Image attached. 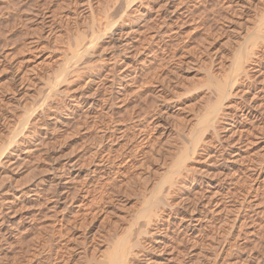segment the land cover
Here are the masks:
<instances>
[{"label":"rangeland","instance_id":"rangeland-1","mask_svg":"<svg viewBox=\"0 0 264 264\" xmlns=\"http://www.w3.org/2000/svg\"><path fill=\"white\" fill-rule=\"evenodd\" d=\"M75 1L82 2L0 0V197L6 198L7 201L1 212L5 222L3 227L5 229L9 224L11 229L7 230L13 235L6 239L0 236V264H16V259L20 260L18 264H32L35 260L37 264H92L96 261V256L102 252L107 253L110 250H107V246H111L118 236L128 232L129 227L135 232L140 223L145 227L140 226L142 229L150 230L151 227L145 226L144 221L152 217V223L156 219L152 214H147L148 217L150 215L149 219L146 217L143 220L145 201L152 200L158 187L162 183L165 184L164 180L170 175V166L181 152L179 149L182 150L183 144H187L191 138L188 132L199 129L200 124L197 122L200 116L206 113L207 106L215 102V91L210 89L213 86L206 84L209 91L213 90L211 92L205 87L208 72L216 77L231 74L235 65L234 57L240 55L239 52L245 56V46L252 51L249 52L247 60L250 59L251 62V59H255L252 55L254 52L260 53V61L264 59V39L255 37L257 32L264 36V0H181L178 9L169 14L165 23L159 27V32L163 33L164 37L168 36V42L165 49L158 51L154 56L153 74L150 70L137 77L127 87L129 95L126 94L121 103L113 99L110 102L112 110L107 113L96 107L92 110L96 111V117L80 118L79 122L76 119H66L65 117L69 116H65L63 121L70 123L65 128L61 127L56 141L51 143V149L28 156V159L21 160L18 166H7L3 161L6 160L8 152L2 149L8 143L13 128H19L18 135L21 133L20 137L25 139L29 134L37 135L42 132L43 125L51 128L55 126L58 122L53 120L52 115L56 110L65 115L66 106L70 103L67 95L83 89V83L93 74L92 71L97 69V65H102V61L97 60V52L91 57L81 58L76 64H79L78 67L82 65L80 76L58 85L57 89H63L64 93L61 91L47 97L48 85L54 80L57 68L63 63L62 59H66L70 54L71 43L74 41L72 37L79 33L78 25L81 24L76 25L77 21L80 23L85 13L91 11L90 8L95 6L96 0H83L85 5L80 8ZM104 1L114 14L120 12L126 4L125 0H117L116 3L115 0H102V5H105ZM165 2L166 0H148L151 20L144 24H154L155 8ZM136 5L137 2L131 7ZM95 29H99L101 34L106 33L98 26ZM146 38L147 36L144 41L149 40ZM106 40L107 38H104V41ZM152 40L154 43L156 39ZM109 49L106 48L107 51H103L102 55L109 56ZM83 61L91 64H83ZM105 61L106 59L104 64ZM126 61L132 62L131 57ZM88 66L93 68L91 72ZM249 74H252L251 69ZM238 78L240 76L236 81L231 78V99L228 97L223 101L222 106H225L221 107V113L218 112L215 116L218 119L215 126L219 128V134L223 132L222 126L228 124L232 114L238 110L241 99L248 93V87L257 85L251 78L245 79L247 83L240 79L238 81ZM98 84V96L104 91L105 94L112 92L106 84ZM208 92L210 94L207 95ZM113 94L117 95L114 90ZM230 102L232 107L228 105ZM82 109H85V106ZM26 110H32V114L39 113L42 118L35 123L29 121L30 124L26 125L30 128L25 127L22 132H26L22 133L20 122L23 117L19 118ZM246 121L248 120L242 119L241 125H247ZM253 123L255 122L253 121L252 125ZM259 128L258 125L254 126L249 134L254 141L248 147L250 150L245 151V157L238 158L235 162L230 160L232 154H224L225 160L216 157L220 159L219 165L226 167L232 164L234 168L240 169V178L236 177L238 180L234 179L232 181L235 182H232L230 177L225 176L222 179V190L214 195V189H205L202 192L204 196L197 198V205L201 207L208 198L222 200L220 206L213 201V206L209 208L218 209V213L214 215L226 221L221 222L220 227L213 221V224L203 228L200 233L202 235H198L201 237L200 241L178 243V249L187 250L180 257L183 260L181 263L191 257L193 264H264V128ZM207 130L201 137L205 136L203 140H209L202 143L200 137L201 143L213 147L216 141L210 133L211 130ZM108 134H112L111 137L107 138ZM3 141L4 145L1 144ZM99 145L101 152L93 158L92 155ZM238 145L240 143H234L231 150ZM10 149L14 156L16 148ZM201 152L196 155V162L191 161L194 166L202 161L201 157L205 152ZM107 156L110 158L109 162L107 161L109 164L105 161L104 165L107 163V167L112 168L111 171L102 173L101 176L93 174L91 170L101 166V160H105ZM72 161L78 168L62 173L59 168ZM249 162L256 164L253 171L247 169ZM53 167H59V170H54ZM25 168L32 170L27 174L28 170L25 171ZM218 168L215 167V171ZM234 168H231V172ZM216 177L217 174L214 178ZM208 179L205 177V180ZM59 181L62 185L58 184V189H55L51 183ZM84 181L86 183L77 192V198L63 208L66 192L72 191L75 184ZM203 187L209 188L208 185ZM35 194H38V200L34 199ZM249 204L252 206L249 207ZM21 215H24V218L18 220ZM173 216H170L171 220ZM132 223L133 227L130 226ZM2 230L3 228H0V234ZM148 236L145 234L146 238ZM195 248L198 249L194 251ZM192 252H196L197 258L200 259H195L191 255ZM172 264L180 263L175 260Z\"/></svg>","mask_w":264,"mask_h":264},{"label":"bare ground","instance_id":"bare-ground-1","mask_svg":"<svg viewBox=\"0 0 264 264\" xmlns=\"http://www.w3.org/2000/svg\"><path fill=\"white\" fill-rule=\"evenodd\" d=\"M116 1L117 0H115V3H116ZM118 1H120V0H118ZM125 2H126V4L124 5V8L122 9V7H121L122 10H120V12L114 14L115 13L114 8H113L114 13H112V10L110 9L109 6H107L108 4H106L107 2L105 3V1H104L105 5H102V3H103L102 0H101V2L99 0H96L95 6L90 8L91 11L88 10V12L90 13V16H89V13L87 12L88 14L85 13V15H84V17L80 23H78V21H77L76 25L81 24V26L78 25L79 26L78 27L79 33L77 32L78 33L77 36H76V34L74 35V33H73L74 36L72 38L74 39V41H73V43H71L72 47L70 48L71 49L70 54L68 55V57L66 59H64V60L62 59L63 63L60 62L61 65L57 68L56 73L53 76L54 80H52V82L49 83V85H48L47 97L48 96L51 97V95H55L58 92L63 91V89L61 91H60V89L59 90L57 89L58 85H60L64 82L67 83V82H69V80H71L73 78H77L80 76L79 71L81 70L80 68H82L81 67L82 65H80V67H78L79 64L78 65H76V64L78 63V61H80L81 58H83V57L86 58L88 56L91 57L93 54H95V52H97L98 55H96V56H98V58L97 57L96 58L98 61H102V62H100V64H102V65H100V66L97 65V69L95 71H92L93 70V68L91 67L92 65L88 66L89 67L88 70L90 72L92 71L93 74L89 75V77H88L89 79L87 81H85V82L83 81L84 82L83 83V89H81L79 91L76 90L77 92L67 95L70 103H68V105L66 106L65 110L67 112L64 111L65 115L60 113L59 111H57L55 109L56 111L52 115V118L54 121L58 122L57 123V124H59L58 126L56 124L55 126H53L51 128V127L43 125L42 126V132L37 133V135L29 134V137L25 138V139L20 137L21 133H19V135H18V132L20 130L19 131H17V130L19 128L18 129L15 128L16 130L13 128V131L11 132L12 134L10 133L11 135L9 136L8 143L5 144V146L2 149L3 151L6 150L8 152L6 160L3 161V163L5 162L7 164V166H9V165L18 166L21 163V160L26 161L28 159L27 158L28 156H32V155L35 156V155H38L42 152H47L48 149H51L50 148L51 143L56 141L57 136H58L57 133L59 132L60 129H62L61 127L65 128V126L68 123H70V122L66 123L63 121L65 116H69V117H65L66 119H76L79 122L80 118L85 119L86 117H93V118L96 117V114H97L96 111H94V112L92 111L96 107L99 108L100 111H104L107 113L109 110H112L110 108V106H111L110 102L113 99H117V101H119V103H121L125 99L124 98L125 95L128 94L127 92H129V90H127V87L132 82H134L137 77H139L141 74L144 75L146 72H148L150 70H151V73L153 74L152 70L154 69L153 68L154 66H152V62H153L154 56H156L155 54L158 51H163L165 49V46H167V42H168V36L164 37V35H162L163 33L161 34L159 32V27L163 23H165L164 21H165V19H167L169 14H172L176 9H178L177 7H179V5L181 4V0H166V2L164 4L163 3L159 4L155 8V13H154L155 17H153V18H155V20H154V24L150 25L151 27L148 24H144L145 22L147 23V21L150 19L148 0H125ZM136 2H137V5L134 8H132L131 6L136 4ZM76 4H78L79 8H80V7H83L85 5V2H83V0H82V2L81 1L76 2ZM32 5H33V3H32ZM61 6H63V5H61ZM128 7H129V9H127ZM29 8H27V9H29ZM116 8L117 7H115V9ZM152 8H154V7H152ZM82 10H83V8H82ZM29 15H27V16L29 17ZM28 17H27V19H28ZM31 17H33V16H31ZM96 26H98L100 29L102 28V30H105L106 33L104 32V34H101L99 29L98 30L95 29ZM151 29H152V31H150ZM137 31L140 33L142 32L141 33L142 35H140V33H139V35H135L138 33ZM60 35H62V34H60ZM146 36H147V38H146L147 40L149 38L148 41H144V38ZM255 37H258V38L261 37L260 39H262V38L264 39V36L262 34H260V32H257L255 34ZM104 38H107V40L104 41ZM152 39H156L154 41V43H153ZM32 41H33V39H32ZM245 47H244V49L246 50L244 52L245 56H244V54L239 52L240 55H237L238 56V57L236 56L237 58L234 57V61L235 60L236 61L235 62L233 61V64L235 63V65L233 66L231 74L216 77V76H212V74L211 73L209 74V72H208V79H207V82H205V87L207 88V85L211 86V87L213 86V88H210V89H213L215 91L214 93L212 92L216 97L214 99L215 102L211 103L210 106H207L206 107V113L204 115L202 114L203 116H200V119L198 121L199 123L197 122V124H200L199 129L197 128L198 129L197 131H193V130L189 131L188 130L189 131L188 135L190 133L189 137H191V138L188 140L187 144L185 142L186 145L183 144L184 146H182V150L179 149L181 151L180 152L181 154L179 153V155L177 156V159H175L174 163L170 166V169H169L170 175L168 174V177L167 176H166L167 178L165 177L166 178L164 180L165 184L162 183V185L158 187V190L156 189L157 192L154 193V198L152 200L147 199V202L145 201L146 204H145V208L143 210L144 214L142 212V214H143L142 216H145L143 218V220H145V218L148 217L147 214H150V215L152 214L156 219L151 223L152 217H150V215H149V217L151 219L150 220L146 219L144 221L145 223L142 222L145 224V226H147V225L150 226L151 227V228H149L150 230L146 231V230L142 229L141 227H144V225L142 226V224H140L139 223L140 221L138 220L139 225H138V228L136 227L137 229H135V232L132 230V228L129 227L128 229H130V230H128V232H126V233H123V235H121L123 237L118 236L117 239H115V241L113 242V244L111 246L110 245L107 246V250L110 249L107 252L108 254L107 253L102 254L103 253L102 252V253L98 254L97 256L95 255L97 258V259H95L96 261H94V262H96L95 264H172V263H174L175 260H176V262H177V260H179L180 264H193L194 261L192 260L191 257L189 260H187L183 263L180 262L182 260V258H180V257H182V255L185 254L186 248L178 249L179 248L178 243L186 242L188 244L190 242H197L199 240V238H201L198 235L201 233L202 229L205 228L207 225H209L210 223L215 221L218 224V227H220V225L223 223L224 218L221 217L220 219H218L217 218L218 215L217 216L214 215L215 213L217 214L219 210L218 209L211 210L209 208V206H213V205H211L213 201H215L214 203H216V204L219 203V206H220L222 204V203H220L222 200H218V199H215V200L212 199L211 200V198H208L205 202L202 203L201 207H198L197 198L200 196H202V197L204 196V194H202V192L205 189L208 191V190H211V188H212V189H214L213 194L214 195L218 194L224 186V182L222 179L225 176L230 177L229 180H231V181L234 179L236 181L240 178V177L238 178V174H239L238 170H240V169H238L236 167L234 168L232 164H228L226 167L219 165L221 163L219 161L221 158L225 160L224 154H228V155L232 154L230 157V160H232L234 162L237 161L238 158L245 157L246 155L244 156V153H247L245 151L250 150V149H248V147H250L254 141L253 138H251L249 135L251 133V131H253L252 130L253 127L258 125L261 129L264 128V59H263V61H260L259 60L260 58L258 59L260 53L257 54V52H256V54H255V52H254L252 55L255 56V59H251L252 61L250 62L249 61L250 59L247 60L246 58H247V56L251 50L249 51V48H247L248 49L247 50ZM106 48L111 49V50L109 49L110 53H109V56H107V57L102 55V52L105 51ZM250 49H251V47H250ZM253 51H254V49H253ZM251 53H252V51H251ZM129 57H131L132 62L126 61V59ZM244 57H245V59H244ZM105 59H106V61H105L106 64L103 63V61ZM84 61H86V60H84ZM84 61L82 62L83 64L93 63V60L91 63H86ZM86 66L87 65H85V67ZM128 66H131V68H128ZM83 68H84V66H83ZM250 69L252 70V74H249ZM86 71H87V68H86ZM90 72H89V74H91ZM143 72H145V73H143ZM232 75H234V76H232ZM151 76H153V75H151ZM238 76H240V78H238V81L240 79V81H242V82H244L245 79H248L250 76V78L253 80V82L254 81L257 82V85L252 87V88L248 87V90L246 89L248 91L247 95L243 96V99H241V103L237 108L238 110H236V112H234L232 114V117L230 116L231 121L228 124H226L225 126H222L218 123L220 126H222L221 130H223V132L221 134H219V128L217 129V126H215V124H217L215 122L217 119L215 116H216V114H218L221 107L225 106V105L222 106L223 101L225 99L227 100V98L230 97V95L232 96L231 92H233V91H231L230 88H231V85L233 83L231 81V78L234 79V81H236ZM95 79H97V80H95ZM98 83H100L101 86L106 84V87H109L110 90H112V92L110 94H105V91H104L101 95L98 96L97 88H98V86H100ZM45 84H46V82H45ZM70 84H68V85H70ZM93 85H95V87ZM135 89H137V88H135ZM207 89H208V91L210 90L209 87ZM207 89H206V91H207ZM98 90H99V88H98ZM113 90L116 92V94H117L116 96H114ZM213 90H211V91H213ZM229 90L231 91L230 93H229ZM235 90H237V88ZM235 90H234V92H235ZM246 90H244V91H246ZM71 91H74V90H71ZM211 91H209V92H211ZM130 92H133V91H130ZM209 92L207 93V95L210 94ZM63 93H64V91H63ZM230 99H231V97H230ZM42 100H41V102H43ZM230 103L229 104L227 103V104L229 106H231L232 103L231 104ZM209 104H210V102H209ZM33 105H32V107H33ZM48 106H49V104H48ZM84 106H85V109H82ZM202 108H203V106H202ZM60 109H62V108H60ZM88 109H90V111H92V112H90V111L88 112L87 111ZM105 109H107V110H105ZM32 110H34V109H32ZM200 110H202V109L200 108ZM31 111L26 110L24 112L23 116H21L22 114L20 115L21 117L19 119H21L23 117L21 119V122H20V127L23 128L21 130V132L24 130L25 127H27L26 124H28V123L30 124V122L31 123H35L37 121L39 122V120H41V118H42V116L39 115V113H37V114L34 113L35 114L34 115L31 113ZM220 113L221 112H219V114ZM44 114H45V112H44ZM199 114H201V113H199ZM220 116H222V115H220ZM217 117H218V115H217ZM220 118H222V117H220ZM242 119L248 120V121H246V122H248V124L247 125H243V124L241 125ZM12 120H13V118H12ZM86 120H88V119H86ZM93 121L94 120H92V122ZM217 121H218V119H217ZM253 121L255 122V123H253L254 125H252ZM83 122H85V121H83ZM80 123H82V122H80ZM42 124H44V123H42ZM87 124H88V121H87ZM56 126H57V128H56ZM28 127H27V129H28ZM80 127H81V124H80ZM207 129L211 130L210 133L212 134V137L216 141V144L213 147H211V145H209L207 147L204 144H202L203 141H205L206 139L203 140V138H205V136L201 137V134ZM210 130H207V132ZM34 131H36V130H34ZM25 132L26 131H24L22 133H25ZM30 133H33V132H30ZM17 135L20 138H18ZM111 135L112 134H108L107 138L111 137ZM103 136L106 138L105 133H103ZM200 137L202 138V143H201ZM207 140H209V139L207 138ZM4 141L1 143L2 145H4L3 144ZM206 141H205V143H206ZM234 143H238V144L240 143V145H238L235 149L231 150V147ZM10 148H14V149L16 148L15 150H17V152L15 153L14 156H12L13 152ZM200 149H201V151H204L205 153L201 157L202 161H200V163L197 164V166L196 165L194 166L193 165L194 163L192 164L191 161L192 160L195 161L197 159L196 155H199L198 153L201 152V151H199ZM179 150H178V152H179ZM9 152L10 153L12 152V153L10 154ZM100 152H101V149H100V145H99L95 149L92 157L93 158L97 157L100 154ZM217 156L220 159H217L216 158ZM109 159H110L109 156H107L105 158V160L100 159L103 162H102L101 166L94 167L91 170L93 172V174H97V175L101 176L102 173L104 174L105 172H108V171L110 172L112 168L107 167V165L109 164L108 163ZM1 161L2 160L0 159V167L2 166ZM105 161L106 162L108 161L107 162L108 164L106 163L104 165ZM256 161H257V159H255V162ZM249 163L250 164H249L247 169L253 171V169H255V167H256V164H251V162H249ZM73 164H74L73 161L69 164L67 162V166H65L63 164L60 168L59 167H53L52 169H54V170L60 169V171H63L62 173H67L68 171H66V170H72V168L73 169L78 168V167H75L76 165H73ZM3 165L5 166V164H3ZM215 167H219L217 171H215ZM230 167L234 168V171L231 172L232 169ZM246 167H247V164H246ZM24 170L25 171L28 170L27 171V174H28L32 170V168H25ZM55 174L57 176H59L58 175L59 173L56 172ZM86 174H84V175H86ZM216 174H217V177L214 178L216 176ZM3 175L1 177H3ZM253 175H254V173H253ZM86 177H87V175H86ZM205 177H208L209 179L205 180ZM236 177L238 179H236ZM235 181H232V182H235ZM85 183L86 182L84 181V182H80V183L75 184L72 187L73 190L69 191V192L66 189L67 195L65 196L66 201L64 200L63 208L67 207L68 204L70 205L71 202L74 200V198H77L76 197L77 192H79L81 190L83 184H85ZM89 183H90V181H89ZM166 183H167V186H166ZM51 184H53V187L55 189H58V188H56V186L58 184L62 185L60 183V181L59 182H53ZM203 184H205V185H203ZM159 185H160V183H159ZM202 185L205 187H206V185H208L209 188L208 187L204 188ZM58 191H61V190H56V192H58ZM87 191H88V189H87ZM14 196L15 195L13 194V197ZM34 199L35 200L39 199L38 194H35ZM5 200H6V198L0 197V228L1 229L3 228L0 236H1V238H4V239H6L7 237L9 238V237L13 236L11 233L8 232L11 229L9 227V224L7 226H5V229L3 227L5 222H4V219H2L3 213L1 214V212L4 209V208L2 209V206L4 204H7L6 203L7 201H5ZM251 206L252 205L249 204V207H251ZM202 207H205V209H202ZM7 208H10V207H7ZM182 210H183V212H182ZM4 214H5V212H4ZM172 214L175 217L173 216L172 217L173 219L171 220L170 216ZM149 217H148V219H149ZM219 217H220V215H219ZM3 218H4V215H3ZM21 218H24V215L19 216L18 220H20ZM137 219H139V217ZM238 219H237V221H238ZM143 220H141V221H143ZM148 222H150L151 224H148ZM214 225H215V223H214ZM130 226L133 227L134 224L132 223V225H130ZM7 229H9V230H7ZM216 229H219V228L216 227ZM222 231H224V230H222ZM216 232H217V230H216ZM224 233H225V231H224ZM124 234H126V235L124 236ZM145 234L149 235L148 238H146L147 236L145 237ZM139 235L142 237L138 238ZM200 235H202V234H200ZM201 242H203V241H201ZM176 244H177V247H176ZM192 245H193V243H192ZM184 247H186V246H184ZM193 247H194V245H193ZM197 249L195 248L193 250L195 251ZM198 252H199V250H198ZM196 254H197L196 252L191 253V255H193L195 259H200V258H197ZM18 260L17 259L15 260L16 264L19 263L20 260L19 261ZM94 262L92 264H94ZM33 263L37 264V261L35 260V261H33ZM199 264H200V262H199Z\"/></svg>","mask_w":264,"mask_h":264}]
</instances>
